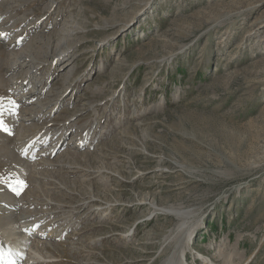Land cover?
<instances>
[{
	"label": "rangeland",
	"instance_id": "1",
	"mask_svg": "<svg viewBox=\"0 0 264 264\" xmlns=\"http://www.w3.org/2000/svg\"><path fill=\"white\" fill-rule=\"evenodd\" d=\"M0 13V198L23 182L42 217L28 234L54 237L47 264H160L179 242L181 264H264V0H0ZM19 52L43 63L11 65ZM30 150L50 163L37 182ZM152 205L189 209L190 239H164L178 219Z\"/></svg>",
	"mask_w": 264,
	"mask_h": 264
},
{
	"label": "bare ground",
	"instance_id": "2",
	"mask_svg": "<svg viewBox=\"0 0 264 264\" xmlns=\"http://www.w3.org/2000/svg\"><path fill=\"white\" fill-rule=\"evenodd\" d=\"M4 13L6 14L7 11H5ZM4 13H0V15H2ZM5 22H6V20H5ZM4 32H6V28L0 27V34H3ZM41 40H42V38H40L39 41H41ZM47 40H50V39L46 38V41ZM43 55L46 56V55H49V53L44 52ZM36 62L37 63H39V62L43 63V60L41 61L39 59H36L35 55L30 56V54L27 55L25 53H20L19 55L15 56L14 61H12L13 64L11 63V65L20 67V66H25V65H32V64H35ZM65 62H68V60H66ZM36 92H37L36 90H29L27 93L30 95L31 93H36ZM24 95H26V94H24ZM36 97H38V96H36ZM47 100H49V99H46V100L44 99V100L39 101V102L40 103L46 102ZM47 103L48 102H46V104ZM40 108L41 109L35 111V113L36 114H45L44 113L45 112V105L44 106L41 105ZM28 109H29V107L28 108L25 107L24 109H22L23 111H21V112H23L26 116V114H28L30 112V111H28ZM31 114L32 113H30L29 116H32ZM0 123L3 124V126L7 129L8 132L10 131V128L8 127V125H6V123H4V122H0ZM18 126H19V128L23 127V125L20 123L18 124ZM49 132L50 131L48 129L43 130L41 132L43 135L41 137H38L37 140H35V139L34 140L36 142H38L39 140H41V138H43L45 136L49 137L50 136ZM18 134L19 135L16 137L18 144H20V148H18V149H23L24 145L26 144V141H28L27 140L28 137L26 135H24L23 133L18 132ZM1 135L5 138V136L3 134H1ZM76 140H77V138L74 139V141L71 140L70 143H74ZM42 142L44 143L45 141L43 140L39 143H42ZM13 145H14L13 148H16L17 145H15V144H13ZM2 148H3V146H2ZM43 148L44 149L39 150V152L43 153L45 151L46 147H43ZM7 150L8 149L7 148L5 149V147H4L3 151H5V153L8 155H9V153H7V152H10V153L14 152L10 148H9L10 151H7ZM14 154H15V152H14ZM27 155L30 156L31 158H34V159L32 162L26 161V164H24V167L26 168L27 171L29 170L30 172H32V174H34L35 182H37L39 177H41L39 175L40 168H45L50 163L48 164L47 159H43V158H39L38 156H35L36 154L32 150H30L29 154L27 153ZM16 158H17V156H16ZM8 160H10V159H8ZM63 166L69 167L70 165L63 164ZM36 173H38V174L36 175ZM13 194H11L10 199L2 197V196H1L2 198H0V203L4 202L5 205H8V207L5 209V211L7 210L6 215L14 216L16 219V222H15V225L13 228V232L10 233L9 237L0 235V237L2 238V239L0 238V256L3 257L2 259L6 260L7 264H47L48 262H46L47 261L46 258L50 257V256L44 255L43 250H44L45 246L52 245L51 240L54 238L52 231H48L46 229V227L43 226L44 228L40 227V229H38V233L36 234V236H34L33 234H28V232H29L28 226L33 221H35L37 219H42V217H40V215H38L36 212H34L35 210L29 209V207L28 208L25 207V205L22 202L23 195L21 197L20 195H15V194L13 195ZM152 207L155 208V210L158 209L161 212H164L167 214H172L174 217H176L178 219L176 226L173 228V234L171 235L172 237L167 235V236H164V239H167V238L175 239L179 236H181V237L184 236L185 241H188L190 239L191 234H192V230H191V228H188V226H187V228L185 226L186 225L185 220L187 219L186 217L189 214H191L189 209H183V208H181L182 206L178 207L177 205H176V207L171 206L168 208H156L154 205H152ZM54 208H55L54 215H57V214L62 215L63 214L62 216H59L57 218L58 221L71 220L72 213L63 212V210H61L60 205L59 206L56 205V206H54ZM20 209H21V211H20ZM37 209H39V208H37ZM11 212H13V213H11ZM69 223H70L69 225L72 224V222H69ZM33 228H34V225H33ZM15 234L17 236H15ZM26 234H28L29 236H27ZM40 235H43L45 239H41ZM11 236L16 237L17 241H15L14 238ZM37 237H39V238H37ZM6 250L8 251L7 255L4 253ZM185 254H186L185 249H184V247H182V244L179 242L175 245L172 253L169 256L165 257L160 264H181V260ZM2 259H0V260H2ZM208 264H213V260L210 259L208 261Z\"/></svg>",
	"mask_w": 264,
	"mask_h": 264
},
{
	"label": "snow or ice",
	"instance_id": "3",
	"mask_svg": "<svg viewBox=\"0 0 264 264\" xmlns=\"http://www.w3.org/2000/svg\"><path fill=\"white\" fill-rule=\"evenodd\" d=\"M0 130L7 131V129L3 126L2 123H0ZM16 184H17V186H13L12 184H9L8 187L16 195H19L20 194V190H22L24 185H23V182H21V181H17ZM2 258L3 257L0 256V259H2Z\"/></svg>",
	"mask_w": 264,
	"mask_h": 264
}]
</instances>
